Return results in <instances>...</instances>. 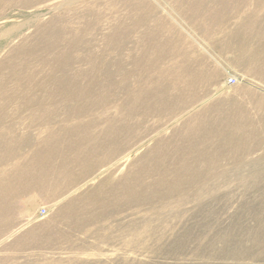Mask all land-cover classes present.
I'll return each instance as SVG.
<instances>
[{"label":"rangeland","instance_id":"rangeland-1","mask_svg":"<svg viewBox=\"0 0 264 264\" xmlns=\"http://www.w3.org/2000/svg\"><path fill=\"white\" fill-rule=\"evenodd\" d=\"M157 1L161 3V11L174 9L175 21L164 11L159 12L173 28L184 33V42L174 39L175 46L188 55L183 63L189 64L193 55H197V61L205 60L218 69L219 76L214 83L194 91L195 99L207 93L212 96L206 104L194 103L195 107L175 111L171 116L145 115L146 111L135 109L126 123L125 115L119 116L113 102V108L108 111L93 110L94 106H89L90 111L77 115L70 113L73 102L67 105L70 109H62L49 105L47 98L53 96H27V99L44 100L47 108H55L57 111L48 113L52 114L50 119L48 114L42 117L31 110L25 111V103L9 104V111L0 114L1 200L7 206V217L15 224L9 236L28 243L23 251L18 247L9 255V264H264V112L253 104L257 97H264V80L237 65L233 52L213 48V36L221 39L223 35L199 31L198 25L206 26L201 19L209 16L206 10L222 15L225 5L220 1L199 0L198 5H193L201 10L202 14L197 16L177 9L181 0ZM121 2L48 0L30 9L3 8L0 33L10 25L21 26L31 21L34 15H40L44 22L57 14L71 13L72 28L80 23L91 24L81 50L74 55L73 72L91 69L90 65L81 63L84 58L87 62L95 58L106 61L112 71L122 62L125 73L115 77V88L110 94L122 95V91H127L126 94L149 99L171 86L170 82L158 85L159 75L154 71L158 64L171 66L168 59H159L162 54L158 46L166 44L167 36L159 34L149 47L144 40L140 44V39L150 37L148 32L155 23L149 21L138 33L131 34L122 49L105 51V36L120 30L121 20L132 13ZM67 3L72 4L68 7ZM227 3L223 25L226 29H234L236 23L241 24L252 16L257 22H264V6L257 5V0ZM72 9H77L76 15ZM33 29H25L24 33L30 35ZM78 30L74 29L73 33ZM23 36H15L12 43L18 44ZM9 47L0 45V62L7 57ZM136 56L142 58L141 66H136ZM232 78L235 82L230 83ZM6 98L0 100L1 105H7ZM107 99L110 102L117 98ZM215 101L222 102L221 111L227 110L224 115L214 110L199 111L205 106L212 107ZM189 118L194 119L193 126L185 125L184 121ZM223 125L227 135L244 127L250 133L239 164L233 163L229 153L220 154L227 145L220 137ZM127 127L131 136L137 130L144 132L138 144L130 145L131 137L125 145L114 143L112 135L104 134L111 128ZM28 142L25 148L23 143ZM41 142H45L47 153L52 151L51 147L58 149L55 175L40 181L33 177V169L26 177L14 174L17 162H23L15 160V153L26 155L29 160L31 153L39 151ZM176 154L189 161L219 157V168L226 172L196 177L178 173L179 177H166V186L159 184V172L179 159ZM67 162H73L74 172L88 168L89 173L83 172L71 179L65 170ZM42 209L47 210V216H41ZM31 235L32 245L29 244Z\"/></svg>","mask_w":264,"mask_h":264},{"label":"bare ground","instance_id":"bare-ground-1","mask_svg":"<svg viewBox=\"0 0 264 264\" xmlns=\"http://www.w3.org/2000/svg\"><path fill=\"white\" fill-rule=\"evenodd\" d=\"M45 1L48 0H0V10L3 8L12 9L15 7L30 9L36 5L43 4ZM218 1L225 5L221 12L222 15L215 11L212 13V11L206 10L209 16H204L202 18L200 17L202 21H205L203 26L204 24L206 26L202 27V23H200L203 29L198 25L199 31L205 30L208 35H223L221 39H217L215 36H213V48H217L221 51L233 52L235 54L234 62H236L237 65L246 68L247 72L250 74L252 73L254 76L257 75L264 80V22L259 23L255 20V18H253L254 16H252L247 18L241 24L236 23L234 29H226V27L223 26L225 20L224 13L226 12L225 10L228 6L227 2L230 0H217V3ZM257 2V5L264 6V0H257ZM121 3L126 5L127 9L132 13H128L127 16L121 20V24H119L121 27L119 28L120 30H113L111 31V34L105 36V39L103 40L105 51L111 49H122L124 43L131 36V34L138 33V30L144 28L146 22L153 21L155 23L153 29H150V32H148V35L151 38H142L140 39L139 43L141 44V40H144L142 42H144L149 47L152 41L155 40L159 34L167 36L165 40L166 44L158 46L161 47L162 54L159 59H168V62L171 64V66L161 67V64H158V66L154 69V71H156V73L159 75L157 81L158 85L165 82L171 83V86L167 91L164 90V92L161 94L156 93L155 96H149V99L147 96H135V94H131L130 92L126 94L127 91H122V95L115 94L114 96L110 94L115 88V77L118 76L120 72L121 74L119 77H122V75L125 73L123 70L124 68L122 67V62L118 64L120 66L114 67V70L112 71V66L109 63L106 66V61L100 62L98 61V58H95L94 61L88 60L87 62V60L84 58L80 61L84 65H90V70L88 69V71L81 70L78 72H73L72 69L74 55L79 50H81L83 38L86 33H89L88 30L90 28L88 27L91 26V24L86 25L85 23H80L77 27L72 28L73 22H69V16L71 13L57 14L48 21L44 22L40 15H34V19L31 21H27L21 26L10 25L6 27L2 33H0V45L4 44L5 46H10L7 57L0 62V100L4 101L3 99L7 97L5 103L7 105H1L2 101H0V114H5L6 111H9V104L25 103L27 104L24 108L25 111L31 110L35 112V115L38 114V116L46 117V115L50 112H53L57 106H61L62 109L64 107L70 109V107L67 105L68 103L73 102L75 105L71 107L70 113L79 115L81 112H87L88 110L90 111L89 106H94L93 110L101 108L102 111H108L113 108V105L111 106V103L113 102L112 104H116L115 108H117L120 113L119 116L125 115V119L123 121L127 122L132 118L131 115L135 113V109H141L143 112L146 111L147 113L145 115L161 113L163 116H171L175 111H184V109H187V107V110H189L190 106L193 107L195 105L194 103L202 102L203 104H206V102L209 100V97L212 95L210 96V93H207L206 96H200L195 99L194 97L196 94L194 91L197 90V87H206L207 85L214 83L219 76L218 69L213 64L205 62V60L197 61V55H193V60L192 62L189 60V64L183 63L187 59L188 55L187 53H184L183 49L175 46L174 39H177L179 42H184V33H182L181 29L179 28H173L165 19V17L160 16V14L164 11V13L169 16L170 20L175 21L172 14L174 9L172 10L169 8V10H166L163 8V11H161V3L158 1L156 2V0H122ZM71 4L72 3H67L66 5L69 7ZM198 4L199 0H181L180 3H178L177 9L181 11L186 10L185 13L189 14L190 16H197L202 14L200 12L201 10L195 8L193 5ZM109 6H112V3ZM169 6L171 5L169 4ZM54 9L59 10V8L56 7ZM73 14H77V9L73 10ZM82 17L85 18V14L82 15ZM177 26L181 25L178 24ZM32 27L34 29L30 35L24 33L25 29H30ZM74 29L79 30L78 32L73 33ZM147 31L148 29L145 31V33ZM17 35L24 36L21 37L22 39L20 42H18V44L15 42L12 43V40ZM66 35L71 37L66 39ZM176 35H178V38H176ZM65 49L67 50V53L64 52ZM142 52L146 54L147 50H143ZM134 60L136 62V66H139L142 62V58L137 56L134 57ZM101 67H103L105 71L102 70ZM137 73L140 76L138 71ZM10 84H15V86L13 85V87H11ZM27 96H53L47 98V102H49V105L52 107L54 105L55 108H47V106L43 104L44 100L37 98L27 99ZM109 96H113L117 99L109 102V99H107ZM253 104L257 110L264 112V97H257ZM221 105L222 102L219 103L218 101H215L212 107L204 105L205 107L203 109H199V111L206 112L209 110H214L221 115H224L225 111L227 110L225 109V111H221ZM51 116L52 114H48V119H50ZM193 120V118H189L186 119L184 123L185 125L193 126ZM220 123L222 125V117L220 119ZM46 124L49 126L50 122L47 121ZM243 129L240 130L239 128L237 133L233 135H227V132L224 131V125L220 130L221 140H224V143L227 144L222 147L220 154L227 156L229 153L232 155L229 157L232 161H234V164H239V160L242 157L249 141L248 136L250 133ZM143 133L144 132L142 130H137L134 131V136H131L132 132L130 128L127 127L126 129L116 128V130L111 128L109 132L104 134L108 136L112 135V142H118V144L123 145H125V142L131 137L129 140L131 145L133 142L138 144L139 141L143 139ZM23 145H25L26 148V146H29V142L26 144L23 143ZM44 145L45 142H41L39 151L31 153L29 160L26 155L19 156V152L15 153V160H22L23 162L20 164L17 162L14 174L18 173L26 177V175L31 174L33 169V177H37L40 181H45V178L52 177L54 171H56L54 170V162L55 159H57V155H59V153L57 151L58 149L53 147L50 148L52 151H49L48 153L45 152L46 149ZM254 147H256V145ZM176 155L179 159L175 160L171 167L160 172L158 171L159 176H161V179L159 178V184L166 186V177H179L178 173L191 174L196 177L202 176L201 174H223L226 172L225 169L221 170L219 168V157L214 158L213 160L197 159V161H189L180 159V156L178 154ZM234 159H236V161ZM98 161H100V159L96 162L98 163ZM72 163L73 162H67L65 167V170L71 179L74 176L76 177V175L81 176L83 172L89 173L88 168L82 169V171L78 173L74 172V166ZM82 163H84V161ZM210 166H214L211 167L214 169H211ZM174 184H176V182H174ZM177 184L180 183L178 182ZM144 189H146V187ZM1 191L0 199L3 197ZM162 196L163 194L160 198H162ZM168 198L169 197H167V199Z\"/></svg>","mask_w":264,"mask_h":264},{"label":"crops","instance_id":"crops-1","mask_svg":"<svg viewBox=\"0 0 264 264\" xmlns=\"http://www.w3.org/2000/svg\"><path fill=\"white\" fill-rule=\"evenodd\" d=\"M0 209V264H9L11 262V258L9 255H11L13 251L17 250L18 247H21L20 249L23 251L24 246H27L28 243L22 240L19 242L18 239H11V235L9 236V234L11 229L15 228V224L12 225L14 222L7 217L6 214L8 209L7 206H3L1 199ZM29 244H33L32 235L30 236Z\"/></svg>","mask_w":264,"mask_h":264},{"label":"built area","instance_id":"built-area-1","mask_svg":"<svg viewBox=\"0 0 264 264\" xmlns=\"http://www.w3.org/2000/svg\"><path fill=\"white\" fill-rule=\"evenodd\" d=\"M232 82H235V79L234 78H232L231 80H230V83H232ZM41 216H47V210L46 209H42L41 210Z\"/></svg>","mask_w":264,"mask_h":264}]
</instances>
